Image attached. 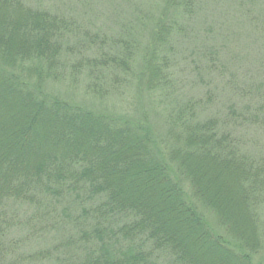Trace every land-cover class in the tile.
<instances>
[{"label": "trees", "instance_id": "obj_1", "mask_svg": "<svg viewBox=\"0 0 264 264\" xmlns=\"http://www.w3.org/2000/svg\"><path fill=\"white\" fill-rule=\"evenodd\" d=\"M208 3L227 6L204 37L199 0H0V264H264V160L232 129L264 114V0ZM67 59L95 102H166L165 133L53 90ZM180 63L208 74L186 104Z\"/></svg>", "mask_w": 264, "mask_h": 264}, {"label": "rangeland", "instance_id": "obj_2", "mask_svg": "<svg viewBox=\"0 0 264 264\" xmlns=\"http://www.w3.org/2000/svg\"><path fill=\"white\" fill-rule=\"evenodd\" d=\"M226 6L227 5H225V7ZM199 8L200 9L199 13L197 14L196 23L199 25L198 27L203 33V36L208 37V26L219 22L220 14L225 13L223 10L224 8L219 5L215 6L216 11H211V7L208 3V0H199ZM228 12H233V21L231 23V34L229 35V38L240 39L242 38V33L240 36L238 32V27L246 21L243 20V17H239V15L235 13V8L228 7ZM103 25L104 27H108L107 23ZM259 37L260 52L262 53V55H264V37ZM206 47L208 48V42L206 43ZM104 49V51L106 52L105 46ZM74 60L77 61L76 58H74ZM60 62L65 67V69L62 70L63 73L66 74L67 79H65L63 82H57L53 84V90L55 89V91L62 93V95H64L69 100L86 103L84 105L88 106L89 108L101 107L105 109H111L117 112L118 114L127 117H139L142 113H144V117L151 120V124L159 135L165 133L166 129L168 128L166 122L168 119V112L170 111L166 102L159 101L155 97V95H147L140 93L138 94L134 92L133 87L129 85L123 87L118 92L109 95L106 99L102 100L101 102H95L93 98L90 99V97L87 96L88 94L84 92L83 78H78L79 76L69 78L67 76L69 74L68 67H70V60L67 59L66 61ZM195 62L200 67H205V62L203 60L196 59ZM188 68L189 66L186 68L183 63H180L179 67L176 68L174 71L177 82H175L174 85L175 94H173V97L174 95L176 96V102L178 103L183 102L184 104H186L188 101L187 99L195 100V97L201 94V92L208 93V86H199L198 88V86L194 84V82H197L198 85L202 84V80L204 81L203 83L208 82V74L202 76L201 80H196L194 78V74H191ZM177 72H179V74H177ZM193 85H195L194 88ZM216 103L217 101L215 100V102H213V105L212 103H204L203 105H201L199 107L200 115L202 117L207 118L209 115H212V113L219 112L221 109L217 107L218 105ZM175 107L176 105L174 103L172 109ZM254 114L256 119H245L242 124H240V122L238 121L232 128L234 129L233 135H235L238 140L237 147L239 149V153H242L246 157H249V159L253 158L264 160V114ZM257 115H259V117H257ZM229 123L233 125L235 123V120H230ZM204 214L207 217V220L209 218V221L214 226V218L208 213V211H204ZM262 217L263 218L260 220V226L262 228L261 232L264 234V216ZM261 252H264V247H262Z\"/></svg>", "mask_w": 264, "mask_h": 264}]
</instances>
